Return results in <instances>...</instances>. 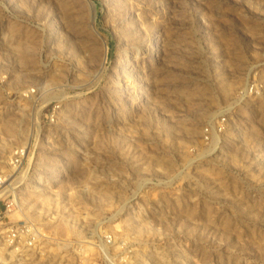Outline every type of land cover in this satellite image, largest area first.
Listing matches in <instances>:
<instances>
[{"label": "rangeland", "instance_id": "1", "mask_svg": "<svg viewBox=\"0 0 264 264\" xmlns=\"http://www.w3.org/2000/svg\"><path fill=\"white\" fill-rule=\"evenodd\" d=\"M0 175V264H264V0H0Z\"/></svg>", "mask_w": 264, "mask_h": 264}, {"label": "built area", "instance_id": "2", "mask_svg": "<svg viewBox=\"0 0 264 264\" xmlns=\"http://www.w3.org/2000/svg\"><path fill=\"white\" fill-rule=\"evenodd\" d=\"M25 154V149L19 150L11 159L10 166L15 170L17 168H21ZM6 182L7 179L5 178V176L0 175V191L4 189L6 191ZM3 195L0 197V201ZM4 217V214L1 212L0 239L8 248L11 249V252L20 253L24 249V247H32L36 237V232L33 227L29 226L28 224H12L10 226H7L3 224L2 220Z\"/></svg>", "mask_w": 264, "mask_h": 264}, {"label": "bare ground", "instance_id": "3", "mask_svg": "<svg viewBox=\"0 0 264 264\" xmlns=\"http://www.w3.org/2000/svg\"><path fill=\"white\" fill-rule=\"evenodd\" d=\"M4 193H6L5 189L2 190V191H0V197H1ZM11 253H13V252H11Z\"/></svg>", "mask_w": 264, "mask_h": 264}]
</instances>
